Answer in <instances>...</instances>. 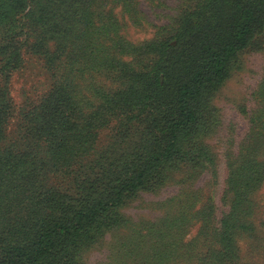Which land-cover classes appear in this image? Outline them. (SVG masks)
Here are the masks:
<instances>
[{
	"label": "trees",
	"instance_id": "16d2710c",
	"mask_svg": "<svg viewBox=\"0 0 264 264\" xmlns=\"http://www.w3.org/2000/svg\"><path fill=\"white\" fill-rule=\"evenodd\" d=\"M57 1L0 0V52H8L0 59V264H78L79 249L109 227L116 207L159 181L164 164L193 153L183 144L204 131L210 99L232 59L264 28V0H201L183 13L170 39L156 44L158 58L147 71L122 66L123 85L101 93L87 112L71 74L83 73L81 60L97 45L56 42L42 58L52 84L20 110L8 138L14 111L8 71L23 47L35 53L43 45L29 42L24 28L51 20L55 31L60 20L79 26L89 9L82 1ZM106 128L110 143L98 147L97 134ZM197 150L208 160L203 147ZM245 163L250 176L238 168L229 175L219 248L208 251L205 264L231 254L238 233L252 230L249 195L258 179L252 176L264 174V163Z\"/></svg>",
	"mask_w": 264,
	"mask_h": 264
},
{
	"label": "rangeland",
	"instance_id": "374dc122",
	"mask_svg": "<svg viewBox=\"0 0 264 264\" xmlns=\"http://www.w3.org/2000/svg\"><path fill=\"white\" fill-rule=\"evenodd\" d=\"M75 1L89 5L81 25L60 20L55 31L51 20L44 21L43 27L37 23L24 28L29 42L43 45L35 53L23 47L17 52L20 61L8 71L7 98L14 109L6 122L8 138L14 135L20 110L27 103H38L52 84L43 59L57 43L64 46L81 39L97 45L81 60L83 73L71 74V84L81 89L77 98L84 111H92L101 93L123 85L122 66L147 71L153 65L158 58L156 44L170 39L183 13L201 0ZM7 54L0 52V59ZM204 125V131L198 129L183 144L186 152L193 151L184 154L189 158L179 156L164 164L159 181L116 207L109 227L79 249L78 264H205L208 251L219 248L217 231L231 198L230 173L238 168L248 177L245 161L264 163V28L232 59L228 77L210 99ZM108 135L107 128L101 129L96 146L108 145ZM198 147L208 153V160ZM252 177L258 178L249 195L252 230L238 233L235 250L214 264H264V174Z\"/></svg>",
	"mask_w": 264,
	"mask_h": 264
}]
</instances>
